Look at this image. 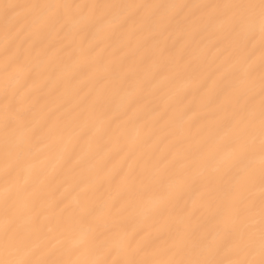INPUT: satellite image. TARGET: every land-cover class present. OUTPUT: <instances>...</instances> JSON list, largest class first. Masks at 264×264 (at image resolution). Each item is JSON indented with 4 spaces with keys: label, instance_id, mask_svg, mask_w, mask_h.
Segmentation results:
<instances>
[{
    "label": "bare ground",
    "instance_id": "obj_1",
    "mask_svg": "<svg viewBox=\"0 0 264 264\" xmlns=\"http://www.w3.org/2000/svg\"><path fill=\"white\" fill-rule=\"evenodd\" d=\"M260 0H0V264H259Z\"/></svg>",
    "mask_w": 264,
    "mask_h": 264
},
{
    "label": "snow or ice",
    "instance_id": "obj_2",
    "mask_svg": "<svg viewBox=\"0 0 264 264\" xmlns=\"http://www.w3.org/2000/svg\"><path fill=\"white\" fill-rule=\"evenodd\" d=\"M260 6L262 16H264V0H260ZM262 247H264V236H262ZM212 264H216V262H212ZM233 264H243V262H233ZM259 264H264V253H262V259L260 260Z\"/></svg>",
    "mask_w": 264,
    "mask_h": 264
}]
</instances>
